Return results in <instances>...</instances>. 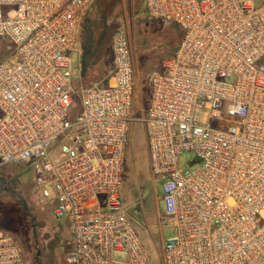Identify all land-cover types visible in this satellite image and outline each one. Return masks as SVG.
Here are the masks:
<instances>
[{"label": "built area", "instance_id": "1", "mask_svg": "<svg viewBox=\"0 0 264 264\" xmlns=\"http://www.w3.org/2000/svg\"><path fill=\"white\" fill-rule=\"evenodd\" d=\"M95 0H0V167L30 165L37 206L70 222L67 264H150L120 193L135 121L126 31L106 84L78 88ZM182 32L148 74V166L173 234L163 264H264V0H144ZM192 152L198 169L182 167ZM0 264H23L0 232Z\"/></svg>", "mask_w": 264, "mask_h": 264}, {"label": "rangeland", "instance_id": "2", "mask_svg": "<svg viewBox=\"0 0 264 264\" xmlns=\"http://www.w3.org/2000/svg\"><path fill=\"white\" fill-rule=\"evenodd\" d=\"M127 32L133 53L135 73V121L127 153L124 182L120 193L127 216L136 228L151 256L150 264H163L156 247L172 234L165 217L163 184L153 180L149 166L146 134L141 118L148 108L151 89L148 74L172 59L178 47L175 26L150 19L144 0H97L84 20L78 51L70 53L74 65L81 64V80L76 88L93 83L106 84L113 68L112 41L116 31ZM1 48V45H0ZM87 66L85 67V63ZM192 152H185L180 162L185 169H198L200 163ZM35 173L30 165L0 167V232L19 245L23 264H67L70 248V222L55 218L49 205L39 207L32 194Z\"/></svg>", "mask_w": 264, "mask_h": 264}, {"label": "crops", "instance_id": "3", "mask_svg": "<svg viewBox=\"0 0 264 264\" xmlns=\"http://www.w3.org/2000/svg\"><path fill=\"white\" fill-rule=\"evenodd\" d=\"M97 0H95L90 6H89V8L87 9V11H86V15H85V19L84 20H86V18L88 19V15H89V13L91 12V9H92V7H93V5H94V3L96 2ZM82 34H83V31H82ZM82 37V36H81ZM79 45H80V42H79V44H78V47H79ZM78 52H79V55H80V57H81V51L78 49ZM165 215V214H164ZM166 217V216H165ZM167 218V217H166ZM167 221H168V219H167ZM169 222V221H168ZM170 224V223H169ZM164 244H165V241H163L162 242V245H161V249H159V247L157 246L156 247V249H157V251L159 252V254H160V256H162L163 257V250H164Z\"/></svg>", "mask_w": 264, "mask_h": 264}, {"label": "trees", "instance_id": "4", "mask_svg": "<svg viewBox=\"0 0 264 264\" xmlns=\"http://www.w3.org/2000/svg\"><path fill=\"white\" fill-rule=\"evenodd\" d=\"M176 28H177V27H176ZM177 29H178V35H179V42H178V47H179V45H180V43H181V40H182V35H183V34H182V32L180 31L179 28H177ZM116 32H117V31H116ZM116 32H115V33H116ZM115 33H114V34H115ZM114 34H113V36H114ZM178 47H177V50H178ZM177 50H176V52H177ZM176 52H175V53H176ZM84 63H85V62H84ZM86 66H87V64L85 63V67H86ZM2 167H3V166H2Z\"/></svg>", "mask_w": 264, "mask_h": 264}, {"label": "flooded vegetation", "instance_id": "5", "mask_svg": "<svg viewBox=\"0 0 264 264\" xmlns=\"http://www.w3.org/2000/svg\"><path fill=\"white\" fill-rule=\"evenodd\" d=\"M50 261H51V260H50ZM50 261H49V260H47L45 264H50Z\"/></svg>", "mask_w": 264, "mask_h": 264}]
</instances>
